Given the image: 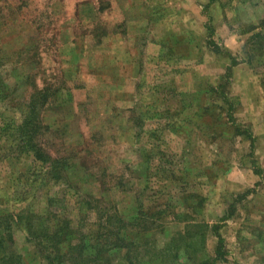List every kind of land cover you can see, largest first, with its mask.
Returning <instances> with one entry per match:
<instances>
[{
    "label": "rangeland",
    "instance_id": "rangeland-1",
    "mask_svg": "<svg viewBox=\"0 0 264 264\" xmlns=\"http://www.w3.org/2000/svg\"><path fill=\"white\" fill-rule=\"evenodd\" d=\"M0 264H264V0H0Z\"/></svg>",
    "mask_w": 264,
    "mask_h": 264
},
{
    "label": "trees",
    "instance_id": "trees-1",
    "mask_svg": "<svg viewBox=\"0 0 264 264\" xmlns=\"http://www.w3.org/2000/svg\"><path fill=\"white\" fill-rule=\"evenodd\" d=\"M32 115H33V114H32ZM35 115H36V114H35ZM28 116L31 117V113H29ZM27 119H29V118H27ZM32 122H33V120H26V121H25V124H24V128H25V127H29V126L32 124Z\"/></svg>",
    "mask_w": 264,
    "mask_h": 264
}]
</instances>
